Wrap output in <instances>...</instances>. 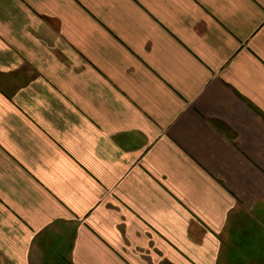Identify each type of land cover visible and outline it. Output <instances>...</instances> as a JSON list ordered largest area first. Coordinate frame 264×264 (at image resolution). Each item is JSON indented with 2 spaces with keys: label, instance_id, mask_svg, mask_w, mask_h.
<instances>
[{
  "label": "crops",
  "instance_id": "0c3cea01",
  "mask_svg": "<svg viewBox=\"0 0 264 264\" xmlns=\"http://www.w3.org/2000/svg\"><path fill=\"white\" fill-rule=\"evenodd\" d=\"M0 264H264V0H0Z\"/></svg>",
  "mask_w": 264,
  "mask_h": 264
}]
</instances>
